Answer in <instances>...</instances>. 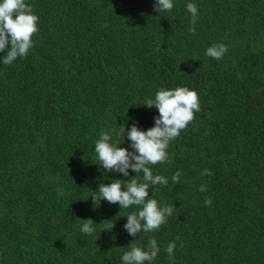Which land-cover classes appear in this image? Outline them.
<instances>
[{
	"label": "trees",
	"instance_id": "trees-1",
	"mask_svg": "<svg viewBox=\"0 0 264 264\" xmlns=\"http://www.w3.org/2000/svg\"><path fill=\"white\" fill-rule=\"evenodd\" d=\"M155 2L26 0L39 17L34 46L0 61V264H123L130 244L147 250L151 238L153 264H264V0H173L161 13ZM213 44L228 47L222 59L206 55ZM178 87L196 90L201 110L170 142L171 163L149 166L168 179L154 198L173 214L134 237L124 225L140 206L92 199L137 174L102 169L95 144L125 129L114 140L134 151L127 131L159 116L145 102ZM87 219L99 224L91 235Z\"/></svg>",
	"mask_w": 264,
	"mask_h": 264
},
{
	"label": "clouds",
	"instance_id": "clouds-1",
	"mask_svg": "<svg viewBox=\"0 0 264 264\" xmlns=\"http://www.w3.org/2000/svg\"><path fill=\"white\" fill-rule=\"evenodd\" d=\"M173 7V0H156L154 11L158 13L171 11ZM186 7L193 17L189 31L195 33L198 8L194 3H188ZM38 21L39 17L26 0H0V52L7 50V54L0 57L3 65L12 64L17 58L27 57L29 50L34 46L33 36L39 31ZM227 52L226 45L213 44L207 48L206 55L220 60ZM144 105L149 108L155 107L159 116L155 117V126L147 131L141 130L135 123L132 124L131 130L127 131V138L132 142L130 147L134 151L120 147L118 141L114 140V137L126 133L125 129H121L120 132L116 129L102 131L95 144V153L102 169L124 176H129L131 169L137 174L127 181L116 179L110 184L101 183L96 191L98 197L94 195L92 199L94 203L97 198L111 204L118 203L121 209L133 205L140 206L138 212L127 215V223L124 225L128 233L134 237L142 231L148 233L158 230L173 214L174 205H161L154 198L153 186H166L168 179L162 175H154L149 166L171 163L167 152L170 142L179 137L181 131L195 119V113L201 110L197 91L187 87L160 89L156 92L155 98L148 99ZM211 174L208 169L201 173L209 176ZM181 175L182 173L177 171L172 176L173 183L179 184ZM141 177L143 182H140ZM150 187L153 190V198H149ZM199 190L205 192L206 185L202 184ZM205 204L210 206L212 199L206 198ZM83 221L81 231L88 235L93 234L95 226L99 225L92 219ZM113 227L114 225H110L107 230ZM176 239L179 240V237ZM176 247L175 242L167 246L166 252L170 259ZM180 247H183V243ZM129 248L130 250L125 251L121 257L123 264H153L160 252L155 238L149 240L147 250L134 243L130 244Z\"/></svg>",
	"mask_w": 264,
	"mask_h": 264
}]
</instances>
